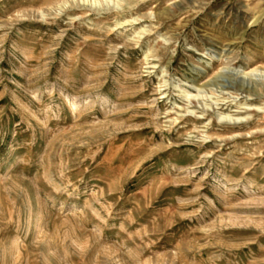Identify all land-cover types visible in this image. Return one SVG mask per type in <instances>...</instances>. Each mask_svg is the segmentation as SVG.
Listing matches in <instances>:
<instances>
[{"label": "rangeland", "instance_id": "obj_1", "mask_svg": "<svg viewBox=\"0 0 264 264\" xmlns=\"http://www.w3.org/2000/svg\"><path fill=\"white\" fill-rule=\"evenodd\" d=\"M0 264H264V0H0Z\"/></svg>", "mask_w": 264, "mask_h": 264}]
</instances>
